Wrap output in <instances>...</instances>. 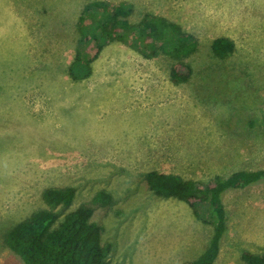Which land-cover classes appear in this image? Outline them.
I'll list each match as a JSON object with an SVG mask.
<instances>
[{
	"label": "rangeland",
	"instance_id": "obj_1",
	"mask_svg": "<svg viewBox=\"0 0 264 264\" xmlns=\"http://www.w3.org/2000/svg\"><path fill=\"white\" fill-rule=\"evenodd\" d=\"M89 1L0 0V264H25L7 232L48 207L46 188L68 185L72 204L52 209L62 217L91 205L112 244L109 264H183L214 227L187 202L151 191L145 174L209 180L264 168V0H108L132 2V22L153 13L193 34L195 71L181 84L169 77L170 56L145 57L120 41L74 78ZM219 36L235 42L226 58L211 51ZM100 190L111 203L92 202ZM223 202L227 230L215 264H247L244 250L264 252V182L229 189ZM199 209L208 214L206 202Z\"/></svg>",
	"mask_w": 264,
	"mask_h": 264
},
{
	"label": "trees",
	"instance_id": "obj_2",
	"mask_svg": "<svg viewBox=\"0 0 264 264\" xmlns=\"http://www.w3.org/2000/svg\"><path fill=\"white\" fill-rule=\"evenodd\" d=\"M134 10V4L129 1L92 0L83 7L78 20L80 37L76 41L71 75L74 78L88 76L91 63L103 46L120 41L136 48L145 57L162 53L170 56L174 60L169 69L171 81L190 83L195 70L188 58L198 51V40L180 23L164 16L145 13L138 22H132L130 16ZM234 50L235 42L227 36L216 37L211 43V51L218 58H226ZM211 71H217L231 82L223 69L216 67ZM145 179L155 194L187 202L195 215L214 227L207 247L199 256L183 264H215L227 230L225 192L264 182V168L238 169L209 180L186 179L176 173L150 170ZM75 195L76 188L72 185L46 188L43 199L48 207L34 211L7 232V246L25 264H109L112 244L103 243V226L92 219L91 205L80 204L62 217L52 209L70 206ZM112 200L113 195L106 190L98 191L92 198L93 203L104 205ZM202 202L209 207L206 216L199 209ZM242 258L247 264H264V252L244 250Z\"/></svg>",
	"mask_w": 264,
	"mask_h": 264
}]
</instances>
